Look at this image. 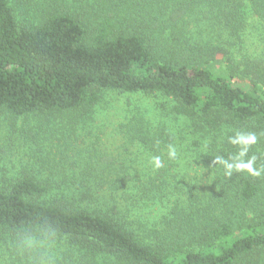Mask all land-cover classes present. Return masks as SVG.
<instances>
[{
    "label": "trees",
    "instance_id": "obj_1",
    "mask_svg": "<svg viewBox=\"0 0 264 264\" xmlns=\"http://www.w3.org/2000/svg\"><path fill=\"white\" fill-rule=\"evenodd\" d=\"M99 2L33 22L0 0V112L68 114L101 92L163 97L183 125L184 167L213 173L214 191L184 199L131 174L11 179L0 183V264H264V172L228 175L217 159L234 162L244 145L229 138L254 134L240 159L264 168V0ZM135 120L131 139L171 140ZM103 185L121 202L94 203Z\"/></svg>",
    "mask_w": 264,
    "mask_h": 264
},
{
    "label": "rangeland",
    "instance_id": "obj_2",
    "mask_svg": "<svg viewBox=\"0 0 264 264\" xmlns=\"http://www.w3.org/2000/svg\"><path fill=\"white\" fill-rule=\"evenodd\" d=\"M96 1L100 3L99 0H13V6L19 17L37 22L51 10L85 12ZM111 1L126 4L131 0ZM170 108L169 102L160 96L101 92L92 108L68 114L16 120L0 112V183L29 174L37 178L54 174L57 179L65 176L80 180L89 174L113 179L131 174L137 184L148 185L154 180L170 195L176 186L184 199L188 190L198 194L213 192L216 183L213 173L194 163L184 167L179 156L188 144L182 138V122L169 114ZM140 116L158 127L162 140L168 135L171 140L142 145L138 139H131V133L143 131L134 127L138 121L135 119ZM169 145L176 148L175 159L168 157ZM153 156H160L164 166L154 168ZM134 190L131 188V194ZM93 191L94 203L101 206L121 202L118 192L112 194L106 185ZM143 215L148 213L144 211Z\"/></svg>",
    "mask_w": 264,
    "mask_h": 264
},
{
    "label": "clouds",
    "instance_id": "obj_3",
    "mask_svg": "<svg viewBox=\"0 0 264 264\" xmlns=\"http://www.w3.org/2000/svg\"><path fill=\"white\" fill-rule=\"evenodd\" d=\"M230 142L233 144H241L244 145V148L240 152V157H243L245 153L247 152V146L251 144L256 143V136L254 134H242L237 133L236 136L230 137ZM177 155L176 148L173 145L168 146V157L170 159H175ZM240 157H237L234 162H228L222 160V158L218 157L217 159L220 160L226 169V174L231 175L232 171H242L246 170L248 173L252 174L253 176H259L261 175V172H264V168H254L253 165L256 161V157L253 156L251 159H249L247 162H243ZM151 163L153 164L154 168L159 169L163 167V162L161 160L160 156H153L151 158Z\"/></svg>",
    "mask_w": 264,
    "mask_h": 264
}]
</instances>
